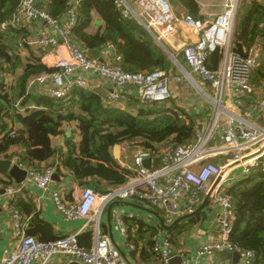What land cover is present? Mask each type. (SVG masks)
<instances>
[{
    "label": "built area",
    "instance_id": "2783aa9c",
    "mask_svg": "<svg viewBox=\"0 0 264 264\" xmlns=\"http://www.w3.org/2000/svg\"><path fill=\"white\" fill-rule=\"evenodd\" d=\"M79 1H72L66 14L59 19L45 6L40 7L36 0H21L17 14L10 21L13 25L31 22L44 25L34 43L43 48L42 56H51L50 63L58 70L37 77L42 92L68 98L75 87L92 88L91 79L96 76L114 85V90L106 96L109 104L124 99L128 88L135 89L142 105L168 100L172 95V80L174 82L171 72L163 69L129 72L118 61L90 57L72 41L71 30L78 23ZM116 4L123 17L137 20L158 43L176 31L179 21L199 32L198 42L181 49L189 71L179 66L181 76L178 80L192 76L206 90L209 97L204 96L205 101L211 105L207 121L198 122L195 138L186 144L162 148L157 155L138 149L134 155L133 174L126 184L103 194L92 187H84L79 199L69 200L61 190L51 189L54 168H28L14 158L20 168L27 170L26 182L51 191L56 207L66 219L83 218L85 223L77 232L42 241L26 233L28 221L13 207V227L20 240L17 248L1 258L0 264H48L59 255L81 264H142L124 255L108 234L102 233L101 218L106 207L117 200H128L156 210L166 224H172L194 213L207 195V206L214 213L218 234L196 246L195 264H226L217 259L222 251H238L240 259L236 264H252L254 251L241 250L230 241L234 205L228 189L254 169L261 168L264 172V81L258 85L253 81L262 47L254 45L247 55L233 49L240 0H225L221 13L203 20L187 14L177 17L170 0H116ZM218 49L224 50L223 58L217 68H211L210 54ZM241 97L250 99L246 108L235 102ZM128 111L135 112V108ZM147 159L151 160L150 167L144 165ZM19 190L12 186L5 188L10 203L16 200ZM127 217L142 219V213H130ZM151 217L163 228L153 235V264H170L176 253L173 235L164 229L158 218ZM115 221L129 241L128 249L135 251L137 244L124 215L116 213ZM85 229H92L93 243L89 247L79 243Z\"/></svg>",
    "mask_w": 264,
    "mask_h": 264
},
{
    "label": "trees",
    "instance_id": "16d2710c",
    "mask_svg": "<svg viewBox=\"0 0 264 264\" xmlns=\"http://www.w3.org/2000/svg\"><path fill=\"white\" fill-rule=\"evenodd\" d=\"M72 1L49 0L45 7L54 18L61 19ZM180 1L191 16L199 17L200 8L196 0ZM20 2L0 0V159L16 158L28 168H54L60 177L70 172L81 186L92 187L103 194L126 184L133 174L132 168L121 166L114 157L112 149L116 145L132 142L130 144L157 155L162 148L192 141L198 122L207 121L208 117L202 114H199L200 119H196L180 108L171 97L145 105L138 102L133 106L135 112H130L107 103L106 96L92 88L75 87L68 98H56L42 91H32L31 82H36L37 77L44 73H53L58 69L49 67L36 55L24 64L19 50L29 48V34L24 23H10L11 16L17 14ZM77 11L78 23L71 30V39L90 57L96 58L90 52L96 54L97 50L109 46L118 53V63L126 71L152 72L163 69L177 72V67L153 34L137 20L123 17L116 0H80ZM94 13L103 24L99 25L97 32L91 33L89 29L94 23ZM235 24L233 49L247 55L257 41L264 39V3L251 0L249 4L240 7ZM42 52L39 49V54ZM223 55L222 49L211 53L210 67L217 68ZM21 66L23 72L18 76L16 84L4 83L3 76L10 71L16 73ZM253 81L257 85L264 81V64L253 71ZM32 104L35 107L30 108ZM69 121L78 122L81 140L76 142L69 136L65 148L53 147L51 137L61 132L63 122ZM58 157L60 163L36 166ZM10 179H0V185L4 188L11 186ZM228 195L234 205L230 241L241 250L254 251L252 264H264L262 169H254L251 174L235 182L228 189ZM17 202L14 207L31 216V224L26 231L28 235H39L38 239L42 241L61 237L53 233L51 226L41 218L32 200L18 199ZM209 210L208 205L190 219L179 222L170 231L173 241L177 240L184 228L186 231L204 219V216L206 219ZM124 220L127 228L129 222L141 228L145 223L142 219L127 216H124ZM158 229L163 228L155 220L147 228L151 255L153 235ZM89 236H92V232ZM82 239L79 237V243L88 247L85 242L89 238Z\"/></svg>",
    "mask_w": 264,
    "mask_h": 264
},
{
    "label": "crops",
    "instance_id": "0c3cea01",
    "mask_svg": "<svg viewBox=\"0 0 264 264\" xmlns=\"http://www.w3.org/2000/svg\"><path fill=\"white\" fill-rule=\"evenodd\" d=\"M36 1L40 7L45 6L49 3V0H36ZM258 1L264 3V0H258ZM197 3L199 4V8L201 9L200 12L201 17H199V19L203 20L208 17L221 13L223 9H220L218 12H216V9H213V7L223 5L224 8L225 0H197ZM173 8L174 10H180V12L183 11L181 10V8H175L174 6ZM97 20H101V19L96 13H94V23L89 29L91 33L97 32L99 25L103 24V22L101 24H97L96 23ZM24 27L29 34L27 38L29 48L23 47L20 48L19 50L20 51L19 55L21 56L24 64L28 60H31L36 55L40 57L43 63L53 68V65H51L50 63L51 56L48 54L42 56V54H44L45 52L39 54V49H42L43 51V48L34 43V41L38 39L39 32L42 28H44V25L39 22H31L26 25L24 23ZM234 33H236V24H235ZM199 35L200 34L197 30L187 26L183 21H179L176 24V31L173 34H171L169 37L165 38V40H163L164 41L163 44L171 52H173L175 56L178 57L179 54L181 55L180 52L182 47L187 44H194L199 39ZM256 44H260L262 47H264V39L257 41ZM90 54L92 56L98 57L99 59H104L105 61H112V62L114 60L118 61L119 58L118 53L109 46L97 50L96 54L95 53L92 54L91 52ZM46 56L47 58H45ZM174 66L179 69H180L179 66H183V63L179 61V57L177 58V63L174 62ZM186 70L188 71V69ZM22 72H23V66L18 67L16 73H12L11 71L9 73H6L3 76L4 83L9 85L16 84L18 80V76H20ZM32 84H36V88L34 91H38L41 93L42 86L37 84V82H31L30 89ZM91 84L93 90L100 92L104 96H107L114 90V85L112 83L104 81L96 76H94L91 79ZM125 95L126 96L124 99L114 102L113 106L116 108H121L123 110H128V109H133L134 108L133 106L138 104V100L135 94V89L128 88L127 90H125ZM235 102L238 105L240 104L241 106L246 108L250 104V99L241 97L238 98L237 100L235 99ZM243 102L246 103V106L243 105ZM33 104L30 105V108L35 107ZM208 114L209 112L207 113V115ZM69 136H72L73 140L76 142H79L81 140L82 135L79 130L77 121L63 122L61 126V132L58 135H54L51 137L52 146L56 148H65L66 139ZM127 147H128L127 143L116 145L112 149V153L121 166L132 168L133 158L131 159L128 158V155L130 153ZM16 149L17 148H13L12 150H16ZM10 160H12L13 164H17L13 159ZM54 162L60 163V158L58 157L48 162L38 163L36 166L46 167ZM8 176H9L8 173H5L0 169V179L9 181V177H10L12 179L11 186L16 188L18 187L20 190L18 192V196L16 200L10 203L7 194L5 193V188L2 187V185H0L2 192V193L0 192V261L4 255L8 254L11 250L17 248V245L20 240V235L13 227L14 219L11 213V208L14 207V204L18 203L17 202L18 199L19 200L23 199L25 201L32 200L38 212L40 213L41 218L51 226L52 232L55 233L57 236H63L70 233H74L81 229V227L85 223V219L83 218L77 220L66 219L56 207L51 196V191H44L40 189L36 184H33L31 182L24 181L18 184L11 176L9 177ZM59 178H60L59 181L54 180L52 182L51 189L61 190L64 196L69 200L79 199L84 186H81L77 182L73 174L68 172L66 173L65 177L59 176ZM126 202H130V201L117 200L110 203L106 207L101 218L102 233L108 234V236L112 239L114 244L119 248H121L123 254L126 255L127 257L135 259L141 262L142 264H153V260H152L153 255H151V253L149 252L150 233L147 230V228L150 226V224L154 223L153 218L151 217L154 215L152 213H148L143 210L141 211L140 209ZM205 208L203 210H205ZM139 212L142 213V220L145 221L144 226L142 228L139 225H131V222L128 223L127 221L128 229L132 232L134 236L133 239L137 244V249L135 251H132L128 249L129 241H127L126 238L123 236L121 229L118 227L115 221V214L119 213L120 215L127 216L130 213H139ZM22 217L24 220L28 221V225H27L28 226L27 229H28L31 224V216L22 213ZM190 218L184 219L180 222H184ZM91 231L92 229H85L82 231V234L80 236L81 239L89 238V241L85 242V244L88 247L91 246L93 243V235L89 236V233ZM140 233H142V235H140ZM217 234H218V230L214 218V213L212 212V210H209L206 213V219L204 216V219H202L200 222H197L192 228H189L186 231L185 228L184 230H182L181 235H179L177 240L174 242L176 246V253L173 255V257L181 256L182 259L176 260L173 264H195L196 246L201 242L207 241L212 237H215ZM35 236L36 238L40 237L39 235L38 236L35 235ZM220 253L217 256L219 262L226 264H233V257H232L233 253L228 252L230 253V256L225 258H222ZM77 262L81 264V262L78 260H74L65 255H59L53 260H51L48 264H73Z\"/></svg>",
    "mask_w": 264,
    "mask_h": 264
},
{
    "label": "rangeland",
    "instance_id": "374dc122",
    "mask_svg": "<svg viewBox=\"0 0 264 264\" xmlns=\"http://www.w3.org/2000/svg\"><path fill=\"white\" fill-rule=\"evenodd\" d=\"M170 2H171V4H173L172 6H174L175 8H181V10H183L182 12H180V10H174L177 17L178 16L182 17L186 14L190 15V13L185 10V8L183 7L180 0H170ZM196 2H197V0H196ZM250 2H251V0H240V7L247 5ZM213 9H216V12H218L220 9H223V5L213 7ZM200 12H201V9H200ZM200 12L198 14L199 17H201ZM192 17L194 19H199V17L198 18H196L194 16H192ZM234 32H235V27H234ZM234 36H235V33H234ZM262 49H263L262 56H261L260 61H259L260 65L264 64V47H262ZM178 57H179V61L182 62L183 66L184 67L186 66L185 68L188 69V71H189V67L185 64L184 60L181 58L182 55H179ZM173 65H174V62H173ZM173 72H172V74H173L174 82L172 80L171 99H174L180 108L189 112L196 119H200V118H198L199 114H202V115L207 117V113L210 111L211 105L205 101V97L201 95V93L194 87V85L191 83V81L189 79L183 78L184 79L183 81L178 80V78H180V76H181L180 75L181 70L179 68H177V72L175 70ZM243 105L246 106V103L243 102ZM130 143H132V142H130ZM130 143H127V145H128L127 148L129 150V153H130L128 155V158L129 159L133 158V160H134V155L137 152L138 148H140V147H138L137 145H134V144H130ZM42 169H46V168H42Z\"/></svg>",
    "mask_w": 264,
    "mask_h": 264
},
{
    "label": "water",
    "instance_id": "95a60500",
    "mask_svg": "<svg viewBox=\"0 0 264 264\" xmlns=\"http://www.w3.org/2000/svg\"><path fill=\"white\" fill-rule=\"evenodd\" d=\"M14 15L11 16V20H13ZM97 24H101L102 21L101 20H97L96 21ZM63 40H60V42H62ZM160 45L166 50V52L168 53V55L170 56L171 60H173L174 62L177 63V59L175 57V55L173 54V52H171L164 44L163 42H160ZM190 75V74H189ZM191 76V75H190ZM188 79L191 81V83L194 85V87L204 96H207L204 88L197 82V80H195L192 76L188 77ZM36 88V84H32L31 86V90L34 91ZM150 159L145 160L144 165L146 167H150ZM0 169L5 172L8 173L9 176H11L18 184L22 183L26 178H27V170L22 169L18 166V164H13L12 160L10 159H0ZM53 180L59 181V175L58 173H54L53 175ZM220 181V178L217 180V182ZM216 182V183H217ZM2 193V192H1ZM208 200H209V195H207L204 199V202L201 204V206L192 214H188L185 216H182L180 218H178L177 220H175L172 224H166L165 220L163 219V217L156 211L153 210L151 208L142 206V205H138V204H134L131 202H126L132 206H135L136 208L146 211L148 213H152L156 218H158V220L160 221V223L162 224V226L164 227L165 230L167 231H171L176 224H178L180 221L190 218L194 215H196L197 213H199L201 210H203L207 204H208ZM222 258L225 257H229L230 253H228V251H222L220 253ZM233 257V264H236L239 259H240V252L236 251L232 254ZM182 257L181 256H174L171 260H170V264H173L176 260H181ZM73 264H80L79 262L77 263H73Z\"/></svg>",
    "mask_w": 264,
    "mask_h": 264
},
{
    "label": "bare ground",
    "instance_id": "6f19581e",
    "mask_svg": "<svg viewBox=\"0 0 264 264\" xmlns=\"http://www.w3.org/2000/svg\"><path fill=\"white\" fill-rule=\"evenodd\" d=\"M165 38H167V37H165ZM196 42H198V41H196ZM187 45H192V44H187ZM176 57V59L178 58L177 56H175ZM205 90V89H204ZM205 92H206V90H205ZM206 94H207V97H209L208 96V93L206 92ZM202 95V94H201ZM204 96V95H203ZM206 97V96H205Z\"/></svg>",
    "mask_w": 264,
    "mask_h": 264
}]
</instances>
